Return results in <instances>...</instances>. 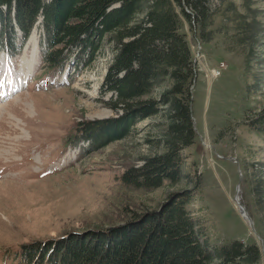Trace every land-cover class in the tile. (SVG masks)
<instances>
[{
    "label": "rangeland",
    "instance_id": "374dc122",
    "mask_svg": "<svg viewBox=\"0 0 264 264\" xmlns=\"http://www.w3.org/2000/svg\"><path fill=\"white\" fill-rule=\"evenodd\" d=\"M156 1L148 0L144 12ZM207 9L203 25L181 15L193 55L189 94L197 142L181 151L180 180L156 190L125 185L122 177L165 153L169 108L93 153L87 143L73 144L77 123L116 116L105 104L111 96L102 94L113 42H104L90 68L70 63L51 70L38 45L40 18L20 56L0 50V264H20L23 245L122 225L185 191L192 198L187 210L212 247L256 245L258 263L239 264H264V242L235 203L242 175V203L264 241V136L249 125L264 111V0H209ZM158 84L151 97L161 101L173 79Z\"/></svg>",
    "mask_w": 264,
    "mask_h": 264
},
{
    "label": "trees",
    "instance_id": "16d2710c",
    "mask_svg": "<svg viewBox=\"0 0 264 264\" xmlns=\"http://www.w3.org/2000/svg\"><path fill=\"white\" fill-rule=\"evenodd\" d=\"M208 1L157 0L145 13L148 0H0V50L9 58L20 56L40 18L41 58L51 70L64 71L70 63L79 71L90 68L104 42H113L102 94L111 96L105 104L116 116L77 123L73 144L87 143L93 153L126 139L140 122L159 116L160 107L169 108L165 153L141 168H128L122 177L125 185L156 190L164 181L180 180L181 151L197 142L189 94L193 55L181 32V15L203 25ZM170 77L171 89L161 101L152 99L158 83ZM249 125L264 136V111ZM167 198L156 212L134 214L122 225L23 245L20 264H239L261 259L259 247L240 241L212 247L187 210L191 192Z\"/></svg>",
    "mask_w": 264,
    "mask_h": 264
},
{
    "label": "water",
    "instance_id": "95a60500",
    "mask_svg": "<svg viewBox=\"0 0 264 264\" xmlns=\"http://www.w3.org/2000/svg\"><path fill=\"white\" fill-rule=\"evenodd\" d=\"M196 62L194 63V66H195ZM197 76V75H196ZM196 76H195V79H196ZM194 84H196V81L194 80L193 82ZM190 109H191V112H192V104H190ZM193 113V112H192ZM193 122H195V119L193 117ZM195 125V124H194ZM236 161V160H235ZM240 184L238 185V189H237V197H236V202L238 203L239 205V210L241 212V216H243V218L247 221V223L250 225V228L252 230V232L254 233V235L256 237H258L262 242L263 239L258 235V233L256 232V229H255V224L253 222V219L251 218L248 210H246V207L244 206V204L242 203V196H241V185H242V175L240 176Z\"/></svg>",
    "mask_w": 264,
    "mask_h": 264
},
{
    "label": "bare ground",
    "instance_id": "6f19581e",
    "mask_svg": "<svg viewBox=\"0 0 264 264\" xmlns=\"http://www.w3.org/2000/svg\"><path fill=\"white\" fill-rule=\"evenodd\" d=\"M34 41H33V39L31 38V41H30V43L32 44ZM33 45H34V53L36 54H38V45H37V43H33ZM35 65H36V61L35 60H32V62H30L29 63V68H30V70L28 71V73H27V75L29 76V73L30 72H32L34 69H35ZM235 203L237 204V209L239 210V205H238V203L236 202V198H235ZM240 211V210H239ZM240 215H241V212H240ZM243 217V216H242Z\"/></svg>",
    "mask_w": 264,
    "mask_h": 264
},
{
    "label": "built area",
    "instance_id": "2783aa9c",
    "mask_svg": "<svg viewBox=\"0 0 264 264\" xmlns=\"http://www.w3.org/2000/svg\"><path fill=\"white\" fill-rule=\"evenodd\" d=\"M217 75H219V73H218ZM215 76H216V75H215Z\"/></svg>",
    "mask_w": 264,
    "mask_h": 264
}]
</instances>
